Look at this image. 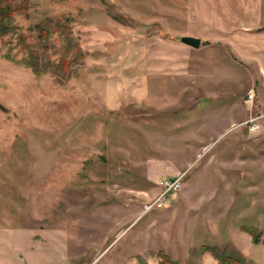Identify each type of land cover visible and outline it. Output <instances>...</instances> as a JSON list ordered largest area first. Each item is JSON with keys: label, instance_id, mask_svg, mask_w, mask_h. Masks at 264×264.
Masks as SVG:
<instances>
[{"label": "rangeland", "instance_id": "rangeland-1", "mask_svg": "<svg viewBox=\"0 0 264 264\" xmlns=\"http://www.w3.org/2000/svg\"><path fill=\"white\" fill-rule=\"evenodd\" d=\"M189 4L28 0L14 24L35 36L58 23L45 52L56 64L72 51L64 28L84 55L110 26L155 33L170 17L178 28ZM0 47V264H264V79L251 65L223 50L215 78L182 80L179 68L160 83L162 108L108 111L101 63L84 55L59 82L22 62L15 37ZM179 175L182 189L144 213L156 178Z\"/></svg>", "mask_w": 264, "mask_h": 264}, {"label": "crops", "instance_id": "crops-1", "mask_svg": "<svg viewBox=\"0 0 264 264\" xmlns=\"http://www.w3.org/2000/svg\"><path fill=\"white\" fill-rule=\"evenodd\" d=\"M169 18L166 28H151L165 36L146 33L143 26L97 31L101 41L92 42L95 46L84 55L102 65L101 102L106 110L142 104L162 108L153 98L160 83L173 78L171 73L179 68L182 80L215 78L222 62L229 63L220 58L223 50L251 65L253 78L264 79V0H190L189 10H180L172 19L179 20L180 27H173ZM181 37L199 39V47L180 43Z\"/></svg>", "mask_w": 264, "mask_h": 264}, {"label": "trees", "instance_id": "trees-1", "mask_svg": "<svg viewBox=\"0 0 264 264\" xmlns=\"http://www.w3.org/2000/svg\"><path fill=\"white\" fill-rule=\"evenodd\" d=\"M28 0H0V45L5 41V38L9 39L15 37V47L18 52L23 54L22 62L28 66L31 71L36 75H41L47 72H51L56 75V78L61 82V75H68L69 68L74 62L84 57L83 53L76 42H72L70 37L71 33L68 28H64L62 33L65 41H67V47H71L70 59H61L58 63L53 64L45 59V52L50 47V36L55 28L58 27V23L52 26L53 21L45 19L44 21L36 24L33 27L35 36H26L19 31L17 25L14 24V17L16 15H27ZM68 22V21H67ZM58 29V28H56ZM35 38L36 44H28L27 41ZM11 51V49H10ZM1 53V47H0ZM9 57V55H6ZM61 74V75H60ZM68 78V76H66ZM259 236H253V243H258ZM219 264H244V261L237 256L233 255H217ZM161 264H172L168 260L164 259Z\"/></svg>", "mask_w": 264, "mask_h": 264}, {"label": "built area", "instance_id": "built-area-1", "mask_svg": "<svg viewBox=\"0 0 264 264\" xmlns=\"http://www.w3.org/2000/svg\"><path fill=\"white\" fill-rule=\"evenodd\" d=\"M247 101L250 103L253 101V93H249L247 95ZM254 121L255 120L251 122V132H255L258 128V125H256ZM183 180V175H179L173 179L161 180L158 183L159 192L157 196L143 205L144 213H148L152 210L163 209L168 204L170 195L179 192L182 189Z\"/></svg>", "mask_w": 264, "mask_h": 264}, {"label": "water", "instance_id": "water-1", "mask_svg": "<svg viewBox=\"0 0 264 264\" xmlns=\"http://www.w3.org/2000/svg\"><path fill=\"white\" fill-rule=\"evenodd\" d=\"M180 43L189 46L191 48L197 49L199 47L200 41L197 38L192 37H181L179 39Z\"/></svg>", "mask_w": 264, "mask_h": 264}]
</instances>
